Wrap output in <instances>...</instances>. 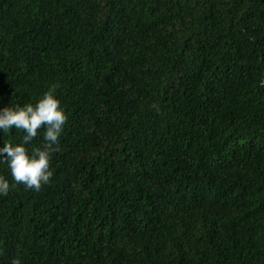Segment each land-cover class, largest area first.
<instances>
[{
    "label": "trees",
    "instance_id": "trees-1",
    "mask_svg": "<svg viewBox=\"0 0 264 264\" xmlns=\"http://www.w3.org/2000/svg\"><path fill=\"white\" fill-rule=\"evenodd\" d=\"M262 81L264 0H0V107L67 114L49 183L0 163V264H264Z\"/></svg>",
    "mask_w": 264,
    "mask_h": 264
},
{
    "label": "clouds",
    "instance_id": "clouds-1",
    "mask_svg": "<svg viewBox=\"0 0 264 264\" xmlns=\"http://www.w3.org/2000/svg\"><path fill=\"white\" fill-rule=\"evenodd\" d=\"M66 120L67 114L56 95L54 84L49 85L34 103H8L0 107V131L7 132L12 127L23 130L18 143L8 141L0 144V163L6 162L12 181L33 190L49 183L51 154L59 149V137ZM38 129L42 130V145L27 147L37 136ZM14 186L0 175V195L7 194ZM10 264H21L19 257H13Z\"/></svg>",
    "mask_w": 264,
    "mask_h": 264
}]
</instances>
